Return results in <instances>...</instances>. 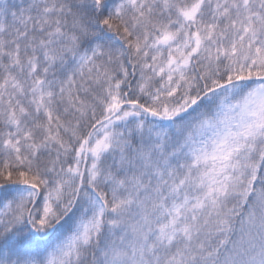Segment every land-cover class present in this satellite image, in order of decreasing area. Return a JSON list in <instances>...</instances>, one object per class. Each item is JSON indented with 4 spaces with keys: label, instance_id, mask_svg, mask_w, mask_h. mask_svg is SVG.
<instances>
[{
    "label": "snow or ice",
    "instance_id": "1",
    "mask_svg": "<svg viewBox=\"0 0 264 264\" xmlns=\"http://www.w3.org/2000/svg\"><path fill=\"white\" fill-rule=\"evenodd\" d=\"M0 264H264V0H0Z\"/></svg>",
    "mask_w": 264,
    "mask_h": 264
}]
</instances>
